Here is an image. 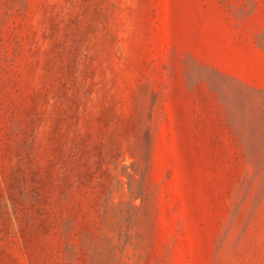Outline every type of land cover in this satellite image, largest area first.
Segmentation results:
<instances>
[{
  "label": "rangeland",
  "instance_id": "rangeland-1",
  "mask_svg": "<svg viewBox=\"0 0 264 264\" xmlns=\"http://www.w3.org/2000/svg\"><path fill=\"white\" fill-rule=\"evenodd\" d=\"M0 264H264V0H0Z\"/></svg>",
  "mask_w": 264,
  "mask_h": 264
}]
</instances>
